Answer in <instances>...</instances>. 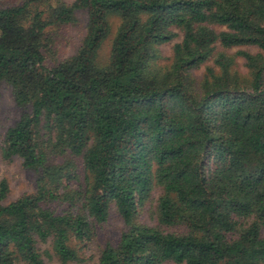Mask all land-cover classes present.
<instances>
[{"label":"trees","instance_id":"trees-1","mask_svg":"<svg viewBox=\"0 0 264 264\" xmlns=\"http://www.w3.org/2000/svg\"><path fill=\"white\" fill-rule=\"evenodd\" d=\"M3 84L23 112L2 154L37 188L6 203L0 182V264H48L43 243L78 261L112 208L125 227L95 264H264V0H0Z\"/></svg>","mask_w":264,"mask_h":264},{"label":"rangeland","instance_id":"rangeland-1","mask_svg":"<svg viewBox=\"0 0 264 264\" xmlns=\"http://www.w3.org/2000/svg\"><path fill=\"white\" fill-rule=\"evenodd\" d=\"M66 1L71 3L74 0ZM111 21L113 24V30L100 49L99 57L102 62L108 61L112 39L119 24V18L114 17ZM86 25L87 13L83 10L78 11L77 22L68 27V29L64 30V45L62 44L60 54L62 57L76 52L82 38L85 35ZM181 39L182 34L178 35L174 40L160 45L159 49L162 55V63L166 64L170 62V58L173 53V46ZM222 49L223 48L219 47V50ZM239 49L256 51V48L254 47H234L228 51L235 53ZM209 64L212 65L213 63L210 61ZM238 68L243 72L247 71V67L245 66L243 59H239ZM204 70L205 67L196 70V76L201 77ZM22 112L23 110L15 102L11 87L7 84H3L1 86L0 97V182L2 180H6L9 186V192L5 200L6 203L11 202L24 194L32 193L37 188V174L34 171L25 168L21 158L17 156L5 158L2 154V143L5 133L9 127L14 125L19 120ZM158 194L159 190H155L152 199H149L143 206L139 215V221L149 225H154L156 223L152 218L150 209L153 200L158 197ZM124 227L125 224L123 219L118 214L116 208H112L108 219L105 222L97 224L93 238L83 243L80 242V260L70 262L69 264H95L98 261L100 252L105 244L109 241L118 240ZM40 247L43 257L48 264L58 263V258L55 256L50 243H43Z\"/></svg>","mask_w":264,"mask_h":264}]
</instances>
